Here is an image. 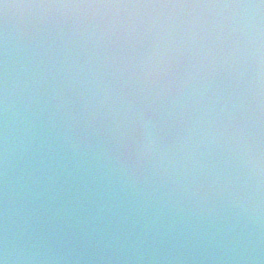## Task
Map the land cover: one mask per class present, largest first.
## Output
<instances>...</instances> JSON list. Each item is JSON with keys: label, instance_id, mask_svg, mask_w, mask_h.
<instances>
[{"label": "clouds", "instance_id": "obj_1", "mask_svg": "<svg viewBox=\"0 0 264 264\" xmlns=\"http://www.w3.org/2000/svg\"><path fill=\"white\" fill-rule=\"evenodd\" d=\"M0 264H264V0H0Z\"/></svg>", "mask_w": 264, "mask_h": 264}]
</instances>
